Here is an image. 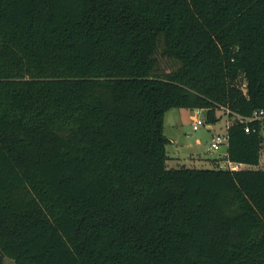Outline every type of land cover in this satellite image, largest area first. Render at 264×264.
Returning <instances> with one entry per match:
<instances>
[{
    "label": "trees",
    "instance_id": "1",
    "mask_svg": "<svg viewBox=\"0 0 264 264\" xmlns=\"http://www.w3.org/2000/svg\"><path fill=\"white\" fill-rule=\"evenodd\" d=\"M172 108L258 165L264 0H0V264H264V170L170 167Z\"/></svg>",
    "mask_w": 264,
    "mask_h": 264
},
{
    "label": "rangeland",
    "instance_id": "2",
    "mask_svg": "<svg viewBox=\"0 0 264 264\" xmlns=\"http://www.w3.org/2000/svg\"><path fill=\"white\" fill-rule=\"evenodd\" d=\"M215 115V123H212L206 121L204 110L198 115H195L194 110L187 108H172L165 113L164 135L175 139V143L169 142L166 146L169 166L191 169H213L214 167L258 169L257 166L230 164L227 159H215L226 152V147L223 146L217 151H211V136L213 133H223L226 125L232 122V119L223 110L216 111ZM193 118L204 121L196 131L192 129ZM259 166V168H264L263 154H261ZM3 261L4 264H15L6 257L3 258Z\"/></svg>",
    "mask_w": 264,
    "mask_h": 264
},
{
    "label": "built area",
    "instance_id": "3",
    "mask_svg": "<svg viewBox=\"0 0 264 264\" xmlns=\"http://www.w3.org/2000/svg\"><path fill=\"white\" fill-rule=\"evenodd\" d=\"M195 111V115H198L199 113L202 112L201 109H194ZM228 113V111H227ZM235 118V122L242 124L244 126V131L246 133H255L257 132L260 142H259V163L257 165L258 169H263L264 168H259V164H260V157L261 154L264 155V109H257L254 110L249 116H241V115H234ZM254 122H257V131L256 128L251 126ZM204 123V121L198 119V118H193L192 119V129L194 131H196L202 124ZM231 123H229L228 125H226V129L223 133H213L211 136V142H210V150L211 151H217L219 150L221 147H226L228 145V133H227V129L230 126ZM219 159H226V152L219 155ZM243 166V165H240ZM246 166V165H244ZM231 169H235V168H231Z\"/></svg>",
    "mask_w": 264,
    "mask_h": 264
},
{
    "label": "crops",
    "instance_id": "4",
    "mask_svg": "<svg viewBox=\"0 0 264 264\" xmlns=\"http://www.w3.org/2000/svg\"><path fill=\"white\" fill-rule=\"evenodd\" d=\"M171 140H170V143H175V139L174 138H170ZM215 159H219V158H215ZM214 159V160H215ZM229 162V161H228ZM230 164L232 163V162H229Z\"/></svg>",
    "mask_w": 264,
    "mask_h": 264
}]
</instances>
